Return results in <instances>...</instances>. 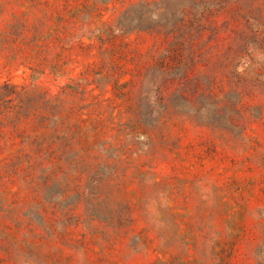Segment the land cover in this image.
Segmentation results:
<instances>
[{
	"label": "rangeland",
	"instance_id": "374dc122",
	"mask_svg": "<svg viewBox=\"0 0 264 264\" xmlns=\"http://www.w3.org/2000/svg\"><path fill=\"white\" fill-rule=\"evenodd\" d=\"M0 264H264V0H0Z\"/></svg>",
	"mask_w": 264,
	"mask_h": 264
}]
</instances>
